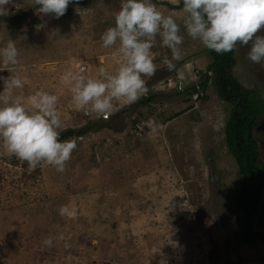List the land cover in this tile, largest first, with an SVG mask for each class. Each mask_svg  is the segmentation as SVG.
I'll list each match as a JSON object with an SVG mask.
<instances>
[{"label": "rangeland", "instance_id": "rangeland-1", "mask_svg": "<svg viewBox=\"0 0 264 264\" xmlns=\"http://www.w3.org/2000/svg\"><path fill=\"white\" fill-rule=\"evenodd\" d=\"M153 3L181 24L182 58L167 71L162 60L171 51L158 39L152 49L157 71L150 85L146 81L147 95L130 105L116 102L107 120L77 109L60 76L78 70L82 61L92 78L101 67L115 71L114 49L102 47L101 37L114 26L121 0H72L59 19L40 14L30 0H13L0 16V47L9 38L20 52L16 66L7 71L0 65V76L21 77L25 97L38 90L60 95V134L94 126L71 138L77 148L63 172L47 163L32 170L0 146V264H264L263 245L234 241L244 214L236 205L241 176L226 143L232 106L211 84L206 100H192L188 93L171 99L178 94L167 82L180 73L188 78L185 88L195 87L210 60L205 47L187 36L178 0ZM256 35L264 36V29ZM249 48L235 51L232 74L264 103V66L246 58ZM153 96L157 103L142 111L143 100ZM177 101L188 104L168 111ZM119 112L114 125L124 129L117 132L103 120ZM150 119L163 130L150 136ZM253 136L264 163V121ZM260 198L250 222L264 233V188ZM62 205L75 208L77 216H61Z\"/></svg>", "mask_w": 264, "mask_h": 264}, {"label": "clouds", "instance_id": "clouds-1", "mask_svg": "<svg viewBox=\"0 0 264 264\" xmlns=\"http://www.w3.org/2000/svg\"><path fill=\"white\" fill-rule=\"evenodd\" d=\"M71 2L30 0V7L38 5L40 14L59 19L66 14ZM178 2L182 3L180 20L188 37L218 54L238 51L250 44L246 58L264 66V36L256 35L264 29V0ZM12 3L13 0H0V16L8 14L6 6ZM113 17L114 26L107 28L101 39L102 47L114 49L113 56L117 62L115 71L109 72L101 67L99 75L92 78L86 62L82 61L78 70H68L60 76L61 84L72 94L75 107L83 110L85 115L107 116L114 110L116 102L130 105L147 95L144 77L151 78L157 71L152 49L158 39L171 51V58L164 57L162 60L167 71L175 67L173 61L182 58L184 36L180 34L181 24L177 23L175 14L166 15L158 10L153 0H121L120 8L113 13ZM19 56L16 42L8 38L6 45L0 47L3 70L8 71L16 66L20 62ZM203 71V76L213 78L207 66ZM197 75L199 72L191 76L193 84ZM0 80L4 84L0 92V146L7 150L9 156L26 162L32 170L47 163L55 166L56 171L63 172L66 162L77 148V142L75 139H59L62 119L57 106L60 95L38 90L25 97L21 77L11 74L0 76ZM177 82H181V91H177ZM197 82L194 88L200 90L201 83ZM167 85L181 94L185 78L177 73ZM194 96L196 98V94ZM145 123L150 136L163 130V125L155 120L150 119ZM59 214L75 218L77 210L62 205ZM59 239L63 240L64 237L61 235ZM45 244L51 246L52 241L46 240Z\"/></svg>", "mask_w": 264, "mask_h": 264}, {"label": "trees", "instance_id": "trees-1", "mask_svg": "<svg viewBox=\"0 0 264 264\" xmlns=\"http://www.w3.org/2000/svg\"><path fill=\"white\" fill-rule=\"evenodd\" d=\"M179 7H182V3H179ZM205 52L210 60L207 70L212 72L213 78L204 76L205 79L199 85L200 90L190 87L184 89L182 93L196 94L197 99L206 100V90L211 82L216 94L232 106L225 127L227 130L226 143L241 176L242 182L236 205L244 214L243 217L238 218L234 241L237 246H254L256 244L264 246V233L255 231L250 222L259 210L260 197L264 188L262 180L264 163L261 161L257 141L253 136L254 130L258 129L264 121V103L256 91L243 88L233 76L232 70L236 65L235 51L218 54L205 48ZM183 77L187 78L184 75ZM149 100L153 101L154 96ZM121 115L122 112H119L109 121L103 120L104 125L114 128L112 126L116 123L114 121L121 118ZM114 126L117 132L124 129L123 124ZM92 127H94L93 124L81 130H67L60 134L59 139L64 141L65 139L79 138L89 133Z\"/></svg>", "mask_w": 264, "mask_h": 264}, {"label": "crops", "instance_id": "crops-1", "mask_svg": "<svg viewBox=\"0 0 264 264\" xmlns=\"http://www.w3.org/2000/svg\"><path fill=\"white\" fill-rule=\"evenodd\" d=\"M172 70H174V68L172 69ZM172 70H169V71H172ZM175 72H176V69H175ZM186 79V81L188 82V78H185ZM205 78H204V76H202V80H204ZM145 80L147 81V83L150 85V79L149 78H145ZM189 83H191V81H189ZM187 85H189V84H187ZM152 87L154 86V85H151ZM186 87V84L184 85V89H187V88H185ZM170 91H172V90H170ZM172 92H174V91H172ZM174 93H176V92H174ZM176 94H178V93H176ZM185 93H181V94H178L177 96L175 95V96H173V97H171V99L172 100H179L180 99V96H182V95H184ZM180 95V96H179ZM195 94H190L189 96L191 97V99L193 100V99H195L194 96ZM179 97V98H178ZM151 99V98H150ZM154 99H156V97H154ZM196 100V99H195ZM144 101H147V103H145V102H143V108H142V111H146L147 109H148V106H151L153 103H157V101L156 100H144ZM154 104V105H155ZM184 104L185 105H187L188 103H186V101L184 102ZM184 104H182L180 101H177V102H174V103H172V104H169L168 105V108H169V110L168 111H173L174 109H177V108H180L181 107V105H184Z\"/></svg>", "mask_w": 264, "mask_h": 264}, {"label": "built area", "instance_id": "built-area-1", "mask_svg": "<svg viewBox=\"0 0 264 264\" xmlns=\"http://www.w3.org/2000/svg\"><path fill=\"white\" fill-rule=\"evenodd\" d=\"M177 91H181L182 90V86H181V82H177ZM104 120L108 119V116H101Z\"/></svg>", "mask_w": 264, "mask_h": 264}]
</instances>
